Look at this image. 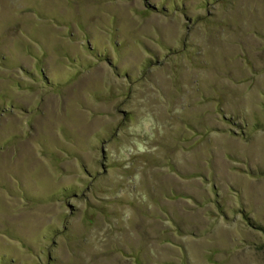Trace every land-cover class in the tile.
Segmentation results:
<instances>
[{
    "label": "rangeland",
    "instance_id": "rangeland-1",
    "mask_svg": "<svg viewBox=\"0 0 264 264\" xmlns=\"http://www.w3.org/2000/svg\"><path fill=\"white\" fill-rule=\"evenodd\" d=\"M0 264H264V0H0Z\"/></svg>",
    "mask_w": 264,
    "mask_h": 264
}]
</instances>
